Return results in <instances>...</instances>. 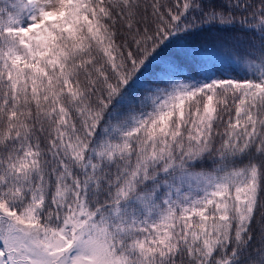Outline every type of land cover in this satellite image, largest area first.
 I'll use <instances>...</instances> for the list:
<instances>
[{"label":"snow or ice","instance_id":"snow-or-ice-1","mask_svg":"<svg viewBox=\"0 0 264 264\" xmlns=\"http://www.w3.org/2000/svg\"><path fill=\"white\" fill-rule=\"evenodd\" d=\"M0 264H264V0H0Z\"/></svg>","mask_w":264,"mask_h":264},{"label":"trees","instance_id":"trees-1","mask_svg":"<svg viewBox=\"0 0 264 264\" xmlns=\"http://www.w3.org/2000/svg\"><path fill=\"white\" fill-rule=\"evenodd\" d=\"M220 39L221 34L214 32L202 33L194 38L195 43L207 46L206 50L200 53L202 59L207 60L209 62H215L219 59L217 53L213 50L212 46L217 44Z\"/></svg>","mask_w":264,"mask_h":264}]
</instances>
